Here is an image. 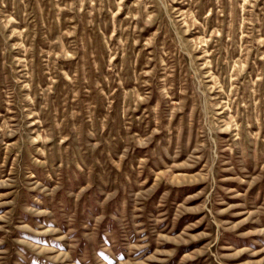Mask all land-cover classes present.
I'll use <instances>...</instances> for the list:
<instances>
[{
    "label": "rangeland",
    "instance_id": "1",
    "mask_svg": "<svg viewBox=\"0 0 264 264\" xmlns=\"http://www.w3.org/2000/svg\"><path fill=\"white\" fill-rule=\"evenodd\" d=\"M0 264H264V0H0Z\"/></svg>",
    "mask_w": 264,
    "mask_h": 264
}]
</instances>
